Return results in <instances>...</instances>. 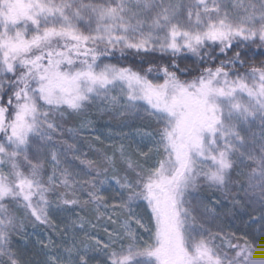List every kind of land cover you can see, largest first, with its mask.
<instances>
[{
  "label": "trees",
  "instance_id": "16d2710c",
  "mask_svg": "<svg viewBox=\"0 0 264 264\" xmlns=\"http://www.w3.org/2000/svg\"><path fill=\"white\" fill-rule=\"evenodd\" d=\"M22 1L0 8V56L10 60L9 80L0 75V106L7 108L0 132V215L7 221L0 264H163L161 237L148 239L158 224L151 212V184L160 173L167 177L177 169L174 127L148 100L156 85L169 87L173 78L178 98L189 99L195 92L213 106L219 121L218 131L205 142L207 158H197L204 160L194 163L181 191L185 247L192 253L205 247L218 264H264V97L226 96L224 88L218 93L215 81L219 73H229L222 59L264 75V46L233 37L170 51L107 46L59 29L44 30L31 15V5ZM79 55L95 59L93 70L110 73V83L89 92L82 88L81 95L75 94L76 105L67 107L75 74L80 72L81 86L87 78L75 63ZM122 75L136 76L134 93L121 88L117 76ZM19 81L40 86L47 121L57 122L56 106L73 125L96 130L89 132L91 143L109 155L126 187L80 207L55 204L39 189L30 204L11 192L20 176L9 144L26 119L15 99ZM222 158L227 164H221ZM21 176L30 178L27 170Z\"/></svg>",
  "mask_w": 264,
  "mask_h": 264
},
{
  "label": "rangeland",
  "instance_id": "374dc122",
  "mask_svg": "<svg viewBox=\"0 0 264 264\" xmlns=\"http://www.w3.org/2000/svg\"><path fill=\"white\" fill-rule=\"evenodd\" d=\"M23 1L31 5V15L44 30L59 29L66 36L93 39L107 46L170 51L186 43H212L217 38L227 37L244 43L258 42L264 46V0ZM10 2L0 0V8H6ZM65 37L60 36L59 39L68 44ZM2 38L0 31V40ZM80 57L81 61L77 56L75 63H79L81 73L87 78L85 85L81 86L80 72L75 74L69 91L71 99L64 103L67 107L76 105V92L81 95L82 88L89 92L95 85H108L111 77L108 72L93 70L95 59L91 56ZM9 61L6 56H0V75L7 80ZM220 61H224V69L229 73L215 76L218 93L224 88L226 96L247 92L264 97V75L254 74L225 59ZM262 72L264 74V65H261ZM117 78L122 80L121 88L134 93L138 81L136 76L122 75ZM176 80L173 78L169 82L170 88L156 85L148 100L154 112L173 123L172 144L177 165L169 176L160 173L151 184V212L158 224L157 227L155 224V232L148 239L158 240L161 237L163 264H218L205 247H198L194 253L185 247L180 223V195L193 172L194 163L207 158L204 157L205 142L218 131L219 121L215 118L213 106L204 103V98L195 92L189 99L178 98ZM16 85L15 99L24 110L26 119L22 131L9 144L15 156L12 155L19 160L20 176L18 183L11 186V192L21 194L30 204L35 189H39L48 194L55 204L80 207L83 203L102 202L111 189L126 187L123 179L120 181L117 177L109 155L91 143L89 132L96 130L73 125L56 106L52 109L59 114L57 122L47 121L41 107L44 92L40 86L29 85L27 81H19ZM231 86L236 88L230 91ZM51 103L55 104V101ZM6 113L7 108L0 106V132L5 125ZM200 157H204L203 160H197ZM225 163L222 158L221 164ZM23 170L29 173V181L21 176ZM6 222L0 215V250Z\"/></svg>",
  "mask_w": 264,
  "mask_h": 264
}]
</instances>
